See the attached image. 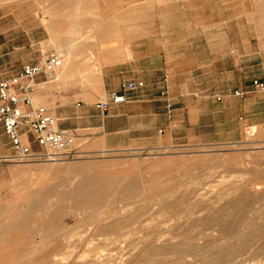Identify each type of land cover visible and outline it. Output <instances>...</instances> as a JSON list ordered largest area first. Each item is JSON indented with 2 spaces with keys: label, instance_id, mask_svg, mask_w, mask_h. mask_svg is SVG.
Here are the masks:
<instances>
[{
  "label": "rangeland",
  "instance_id": "374dc122",
  "mask_svg": "<svg viewBox=\"0 0 264 264\" xmlns=\"http://www.w3.org/2000/svg\"><path fill=\"white\" fill-rule=\"evenodd\" d=\"M130 1L132 0H0V4L30 3L32 9L37 10L50 26L47 29L44 52L55 50L62 59L65 54L54 45V39H57L55 32L58 38L60 31L65 32L63 34L72 32L75 42L85 43L89 39L87 33L92 24L116 21L119 8ZM13 23L10 20L5 23V27ZM6 49V44L0 45V72L8 71L3 59ZM94 55L92 52L76 54L77 59L72 63L71 73L95 71L98 62L94 60ZM67 56L71 57V54ZM98 80L93 76V83L88 88L96 90L99 87ZM39 83L40 88H36V91L50 87L54 90L53 96L49 97L51 102L54 98L64 100L72 95L64 90L82 89L81 84H67L66 79L59 81L50 77ZM46 99L36 97L33 104L42 109L49 104ZM8 144V138L0 126V264H51L53 257L56 262L59 257H64L63 263L59 264H109L113 261L134 264L135 259V262L138 261L135 264H218L214 257L220 251L234 254V264H264V233L262 236L251 235L252 230L264 224V138L256 126L247 129L240 141H212L149 149L98 150L91 148L84 140L75 138V146L71 152L58 156L56 160L44 157L26 161L9 160L6 158L11 152ZM35 151L42 150L38 148ZM153 174L157 184L162 187L156 192L141 191V195L134 201L121 194L118 186H112L107 196L97 201L99 204H86L79 209H76L70 197L59 195L70 190L83 177L98 180L104 176L118 178L122 184L130 180L141 184ZM198 187L204 195L195 199L190 192ZM49 188L52 189L51 194L38 199L37 194ZM29 191L35 194L30 197L33 200L31 211L26 195ZM245 192L246 196L249 195V201L244 206L240 219L233 221L224 215L219 216L218 208H235L231 199L242 196ZM182 194L189 196L186 201L179 202L175 208L157 212L159 201L179 198ZM127 200L132 201L131 206L146 205L145 214L128 223V228H123L127 232L121 242H105L103 237L107 234L96 230L94 219L99 217L108 222L123 216L122 210L118 209ZM193 203L205 207L197 214L215 218L214 221L226 228L225 231L218 230L214 221L211 222L215 229L200 232V226L197 227L195 221L186 218L177 221L168 219L173 212ZM53 207L56 209L54 219L47 220ZM195 216L197 215L194 214ZM41 224L56 229L58 234L54 238L49 237L46 242L40 241ZM190 224L195 230L187 228ZM237 224L240 226L236 227ZM182 226L186 228L182 230ZM228 227H232L233 232ZM184 231H187L185 235ZM54 242L55 249L52 252ZM128 260L133 261L129 263Z\"/></svg>",
  "mask_w": 264,
  "mask_h": 264
},
{
  "label": "crops",
  "instance_id": "0c3cea01",
  "mask_svg": "<svg viewBox=\"0 0 264 264\" xmlns=\"http://www.w3.org/2000/svg\"><path fill=\"white\" fill-rule=\"evenodd\" d=\"M10 20L13 25L5 27ZM47 29L30 3L0 4V45H7L3 59L8 69L0 79L40 60ZM88 29L85 43L60 31L59 38L54 33V45L75 60L82 52L95 54L99 87L63 89L72 95L52 102V87L35 89L30 96L32 103L34 96L47 98L42 110L91 148L240 141L252 126L264 138V95L249 89L250 80L264 73V0H132L119 8L116 21ZM129 81L142 84L126 90L125 101L105 111L95 106ZM235 88L249 91L239 97L231 93ZM26 138L33 150L39 148L28 132Z\"/></svg>",
  "mask_w": 264,
  "mask_h": 264
},
{
  "label": "bare ground",
  "instance_id": "6f19581e",
  "mask_svg": "<svg viewBox=\"0 0 264 264\" xmlns=\"http://www.w3.org/2000/svg\"><path fill=\"white\" fill-rule=\"evenodd\" d=\"M59 50V49H58ZM63 54H65V57L62 58V62H61V65L59 67H57L55 69V72L53 73V75L51 76L52 79L54 80H59V81H63V80H67L68 83L67 84H71V85H74V84H81V88H85V87H88L89 85H92L93 83V76H95L96 78H99V71H98V68L96 67V70L93 71L92 73L90 72H85V73H71V66L74 65L72 63H74V61H76L75 59L71 57H68L67 55L70 56V54H68L69 51L67 50H62L61 51ZM67 57V58H66ZM70 59V60H69ZM99 82V80H98ZM41 84L40 83H37L36 84V88H40ZM37 96H34L33 99L35 100ZM57 158V157H56ZM52 160H56L55 158H52ZM86 165V164H84ZM74 176V175H73ZM75 179V177H74ZM71 184V182H70ZM259 185V184H258ZM116 187L118 186L120 188V193L121 194H125L129 197L130 200H133L137 198V196H140L141 195V191H146V190H149V191H157L158 188L162 187L161 185L157 184V180H156V177L155 175L153 174L152 176H150L148 178V181H143L141 184H138L137 182L133 181V180H130L124 184H122L118 178H111V177H104L102 176L100 179L98 180H94L92 178H89V177H83L81 180H79L75 185L72 186V188L68 191H64V192H61L59 195L61 197H64V198H68L70 197L72 200H73V204L76 206V209H79L81 207H83L84 205L86 204H93V203H96L99 199L101 198H104L107 196V192L108 190L111 188V187ZM259 189V188H258ZM235 190V189H234ZM159 191V190H158ZM161 191V190H160ZM238 191V190H237ZM52 192V189L49 188V189H46L40 193L37 194L38 196V199H44L45 197L49 196ZM255 193V192H254ZM34 194V192H27V198H28V208L29 210L31 211L32 210V204H33V200L30 199V197ZM258 194V193H257ZM35 195V194H34ZM55 195V194H54ZM190 195L191 197L193 196L195 199H199L201 196L204 195V192L203 191H200L199 190V187L196 188V189H193L191 190L190 192ZM206 195V194H205ZM236 195V194H235ZM242 195V194H241ZM245 196V197H243ZM253 196V194H252ZM257 196V195H256ZM189 196H187V194H182L179 198H173L171 200H163V201H159L158 204H159V209L157 212L159 211H165L167 208H175V206L179 203V202H183V201H186L188 199ZM260 197V196H259ZM170 199V198H169ZM255 199V198H254ZM257 199H258V196H257ZM126 201L123 203V205H121L119 207L118 210H122V212L124 213L123 216L117 218V219H113V220H110L108 222H105V221H102V219H100L99 217L97 219H94V221L96 222V230L99 232V231H102L101 233L102 234H107V236L103 237V240L106 242H110V243H119L123 240V237L125 236V231L123 230V228H128V223L132 222V221H135L138 219L139 216L145 214L146 210H145V206H131L130 203L132 201ZM147 200V199H146ZM230 200V199H229ZM149 201V200H148ZM228 201V200H227ZM249 201V195L246 196V192L244 195L242 196H234L232 199H231V202H232V205H234L235 208L229 206L228 208L226 207H221V208H218V214L219 216L223 217V215L227 218L229 217L228 219H232L233 221L235 219H240L241 216H242V212H243V208L244 206L248 203ZM230 202V201H229ZM230 202V203H231ZM47 203V202H46ZM98 203V202H97ZM225 203V201H224ZM251 203H255V202H251ZM99 204V203H98ZM257 204V203H255ZM46 205V204H44ZM96 205V204H95ZM47 206V205H46ZM154 206H156L154 204ZM222 206V204H221ZM254 206V205H253ZM252 206V207H253ZM148 207V205H147ZM216 207V206H215ZM218 207V206H217ZM220 207V206H219ZM205 207L203 205H199L198 203H193L191 206L185 208V209H182V210H178L176 212H173L172 214H170L168 216V219H174L175 221H177L178 219L180 218H186V219H190V221H195L194 223H196L195 225H197V227H199L200 229H198V231L200 232H203L204 230L206 231V229H215L213 228V224L212 222L215 220V218L212 219L211 218H208L205 214H197L198 212H200L201 210H203ZM246 208V207H245ZM257 207L255 206V209ZM150 209V208H149ZM96 210V209H95ZM99 210V209H98ZM43 211V209H42ZM55 211L56 209L53 207L51 209V214L47 216V220H53L54 219V216H55ZM114 211V210H112ZM115 212V211H114ZM217 212V211H216ZM257 212V211H256ZM156 213V212H155ZM76 214V213H75ZM194 214L197 215L194 217ZM217 214V213H216ZM150 216V215H149ZM147 216V219L148 217ZM260 216V215H259ZM103 217V216H102ZM210 217V216H209ZM95 218V217H93ZM92 218V219H93ZM217 218V217H216ZM245 218V217H244ZM84 219V217H83ZM145 219V220H147ZM219 219V218H217ZM216 219V220H217ZM141 220V219H140ZM220 220V219H219ZM183 221V220H182ZM188 220H186L187 222ZM212 221V222H211ZM262 221V220H261ZM89 222V221H88ZM168 222V221H167ZM166 222V223H167ZM186 222L184 225H186ZM216 222V221H214ZM239 222V221H238ZM237 222V223H238ZM242 221H240L241 223ZM248 222V221H247ZM180 225L182 224L180 221H179ZM192 223V222H191ZM217 225H218V230L221 231V229L223 230L224 228H222V225L219 224V222L217 221L216 222ZM227 223V222H226ZM89 224V223H88ZM92 224V223H90ZM139 224V223H138ZM141 224V223H140ZM189 224V223H187ZM193 224V223H192ZM251 224V223H250ZM256 224V223H255ZM130 225V224H129ZM162 225H165V224H162ZM176 224H174V227ZM179 225V224H178ZM183 225V224H182ZM212 227H211V226ZM232 225V224H231ZM239 224L236 225V227L238 226ZM166 226V225H165ZM240 226V225H239ZM238 226V227H239ZM252 226V225H251ZM140 227V226H139ZM183 227V226H182ZM236 227H234L236 229ZM181 228V227H180ZM179 228V229H180ZM186 228V226H184L182 228V230ZM188 229H194L193 226L190 224L189 226H187ZM229 228V227H228ZM227 228V229H228ZM40 229L42 231V235H41V238H40V241H45L50 237V238H54L57 234H58V231L54 228H49L48 226H44L43 224L40 225ZM162 229V228H161ZM172 229V228H171ZM174 229V228H173ZM172 229V230H173ZM226 229V228H225ZM224 229V231H225ZM234 229V230H235ZM168 230V229H167ZM195 230V229H194ZM217 230V231H218ZM245 230V229H243ZM40 231V230H39ZM150 231V230H149ZM188 231V230H187ZM187 231H184V235H185V232ZM197 231V232H198ZM229 231H232V227L229 228ZM236 231V230H235ZM251 231V230H250ZM170 232V231H169ZM180 232V231H179ZM197 232H194L193 234L194 235H197ZM233 232V231H232ZM166 233V232H165ZM173 233V232H172ZM171 233V234H172ZM196 233V234H195ZM262 233H264V224H261L259 227L255 228L254 230H252L251 232V235L252 234H261V236L263 235ZM147 234V233H146ZM170 234V235H171ZM192 234V233H191ZM192 234V236H194ZM223 234V233H222ZM225 234V233H224ZM110 235V236H108ZM164 234H162L163 236ZM190 235V234H189ZM226 235V234H225ZM168 236V235H167ZM191 236V235H190ZM250 237V236H248ZM148 238V237H147ZM251 238V237H250ZM150 239V238H149ZM199 239V238H198ZM253 239V238H252ZM100 240V239H99ZM102 240V239H101ZM102 240V241H103ZM147 240V239H146ZM101 242V241H100ZM233 242V241H232ZM147 243V241H146ZM194 244L196 243L195 241L193 242ZM53 247H52V252H54V249H55V242L52 243ZM138 245V244H137ZM226 245V244H225ZM136 246V245H135ZM134 246V247H135ZM183 246V245H182ZM221 246V245H220ZM43 247V246H42ZM143 247V246H142ZM166 247V246H165ZM191 247V246H190ZM144 248V247H143ZM181 248V247H180ZM193 248V247H192ZM243 248V247H242ZM163 249V248H161ZM182 249V248H181ZM202 249V248H201ZM195 250V249H194ZM200 250V249H199ZM218 250V249H216ZM239 250V249H238ZM146 251V249H145ZM161 251V250H160ZM186 251V249H185ZM193 250H187V252H190ZM219 251V250H218ZM243 251V249H242ZM138 252V251H136ZM144 252V251H143ZM172 252V251H171ZM195 252V251H193ZM192 252V253H193ZM240 252V251H239ZM233 253V252H231ZM237 253V252H236ZM95 254V253H94ZM98 254V253H97ZM96 254V255H97ZM139 254V253H138ZM159 254V252H158ZM165 254V253H163ZM49 255V253H48ZM196 255H199V254H196ZM54 256V255H52ZM51 256V257H52ZM83 256V255H82ZM85 256V255H84ZM123 256V255H122ZM137 256V255H136ZM92 257H95V256H92ZM127 257V256H125ZM132 257V256H131ZM135 257V256H134ZM133 257V258H134ZM154 257V256H153ZM182 257V256H181ZM194 257V256H193ZM214 257V256H213ZM58 258V257H57ZM63 258L64 257H59L57 259V262L55 261V258L53 257L54 260H52L51 264H59V263H63ZM66 258V257H65ZM138 258V257H137ZM163 258V257H162ZM215 261L218 263V264H234L233 263V260H234V254H230V253H226L224 251H220L218 252L216 255H215ZM121 259H124V257H121ZM130 259V258H129ZM135 259V258H134ZM139 259V258H138ZM149 259V258H147ZM156 259V257H155ZM213 259V258H211ZM66 260V259H65ZM118 260V259H117ZM136 260V259H135ZM134 260V264L137 263L135 262ZM141 259H139L140 261ZM164 260V259H163ZM161 260V261H163ZM49 261V260H48ZM92 261V260H91ZM133 261V260H132ZM132 261H129L128 262H132ZM145 261V260H143ZM147 261V260H146ZM145 261V262H146ZM151 261V260H150ZM160 261V262H161ZM188 261V260H187ZM195 261V260H194ZM31 262V261H29ZM123 262V261H122ZM141 262V261H140ZM192 262V261H190ZM142 263V262H141ZM178 263V262H177ZM200 263V262H199ZM207 263V262H206ZM210 263V262H209ZM214 263V262H213ZM30 264V263H29ZM45 264V263H44ZM92 264V263H91ZM109 264H119V261H113ZM194 264V263H192ZM202 264V263H200ZM205 264V263H204Z\"/></svg>",
  "mask_w": 264,
  "mask_h": 264
},
{
  "label": "built area",
  "instance_id": "2783aa9c",
  "mask_svg": "<svg viewBox=\"0 0 264 264\" xmlns=\"http://www.w3.org/2000/svg\"><path fill=\"white\" fill-rule=\"evenodd\" d=\"M61 56L55 50L44 52L40 60L34 64H27L21 70L5 79H0V124L8 138L10 154L9 160L26 161L44 157L47 159L63 156L71 152L75 146V136L68 128L60 127L57 118L33 105L30 92L36 89L39 77L43 80L50 78L55 69L61 65ZM142 82H123L119 89L109 92L107 100L95 103V106L105 111L109 104L125 101V91L141 85ZM249 89L264 95V73L250 80ZM246 89L235 88L231 93L242 97ZM221 94H213L217 100ZM78 105L79 102H76ZM166 114L172 116V102L169 98L165 103ZM42 150L35 151L29 145L26 133Z\"/></svg>",
  "mask_w": 264,
  "mask_h": 264
}]
</instances>
